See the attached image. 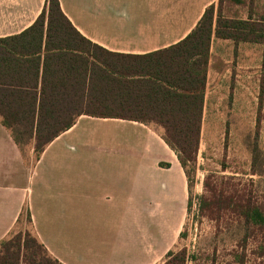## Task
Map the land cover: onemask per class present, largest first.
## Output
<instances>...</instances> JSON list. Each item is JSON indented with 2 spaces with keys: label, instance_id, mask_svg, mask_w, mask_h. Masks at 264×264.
<instances>
[{
  "label": "crops",
  "instance_id": "1",
  "mask_svg": "<svg viewBox=\"0 0 264 264\" xmlns=\"http://www.w3.org/2000/svg\"><path fill=\"white\" fill-rule=\"evenodd\" d=\"M217 2L60 0V5L93 43L114 53L145 55L183 40ZM46 3L0 0V39L20 36ZM227 43L234 50L244 45L213 37L204 105L212 63ZM42 45L43 62L45 41ZM2 120L0 115V242L16 232L25 213L28 222L29 213L26 230L62 264L166 262L186 222L190 186L161 126L82 115L36 158L34 147L24 153Z\"/></svg>",
  "mask_w": 264,
  "mask_h": 264
},
{
  "label": "trees",
  "instance_id": "2",
  "mask_svg": "<svg viewBox=\"0 0 264 264\" xmlns=\"http://www.w3.org/2000/svg\"><path fill=\"white\" fill-rule=\"evenodd\" d=\"M222 3L219 0L217 8L215 4L206 8L196 27L180 42L145 55H126L85 38L64 14L60 0H47L30 28L20 36L0 39L3 124L20 146L13 126L25 122L28 135L35 139L36 158L82 115L156 124L164 129V140L187 175L186 166L195 162L200 144L213 37L231 39L236 45H264V18H255L252 9L246 19L226 17ZM9 42L14 45L7 46ZM255 165L254 154L252 175L258 174ZM226 179L218 184L206 177L204 189L210 195L200 197V208L214 209L212 215L217 219L229 211L245 229L243 242L258 233L264 242L261 182L251 178L244 185L233 183L234 177ZM191 200L190 196L188 208ZM14 233L0 242V264H62L30 230ZM172 256L171 251L164 264H170ZM237 257L239 264H246L245 252ZM258 257L264 259V247Z\"/></svg>",
  "mask_w": 264,
  "mask_h": 264
},
{
  "label": "rangeland",
  "instance_id": "3",
  "mask_svg": "<svg viewBox=\"0 0 264 264\" xmlns=\"http://www.w3.org/2000/svg\"><path fill=\"white\" fill-rule=\"evenodd\" d=\"M218 4L219 0L216 8ZM249 9L255 18H264V0H223L222 3L226 17L246 19ZM243 43L236 50L232 43L222 46L211 66L199 149L195 162L186 166L192 200L170 264H239L237 256L244 252L246 264H262L264 260L258 257L264 247L262 234L251 235L243 242L245 229L235 222L234 214L226 211L217 219L212 215L214 209L207 205L209 209L200 208L206 177L218 184L234 177L233 183L244 185L253 178L264 187V45ZM13 128L20 147L28 153L35 139L28 135L25 122ZM254 154L257 175L251 173ZM26 229L30 226L25 213L16 233Z\"/></svg>",
  "mask_w": 264,
  "mask_h": 264
}]
</instances>
